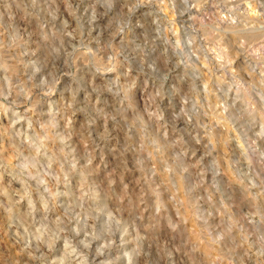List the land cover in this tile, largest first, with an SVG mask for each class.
<instances>
[{"label": "clouds", "instance_id": "obj_1", "mask_svg": "<svg viewBox=\"0 0 264 264\" xmlns=\"http://www.w3.org/2000/svg\"><path fill=\"white\" fill-rule=\"evenodd\" d=\"M0 264H264V0H0Z\"/></svg>", "mask_w": 264, "mask_h": 264}]
</instances>
